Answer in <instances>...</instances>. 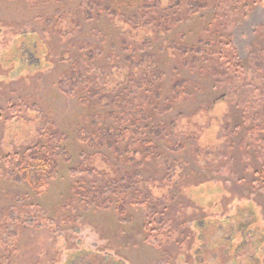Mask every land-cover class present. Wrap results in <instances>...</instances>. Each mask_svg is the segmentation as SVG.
I'll return each instance as SVG.
<instances>
[{
  "label": "rangeland",
  "instance_id": "rangeland-1",
  "mask_svg": "<svg viewBox=\"0 0 264 264\" xmlns=\"http://www.w3.org/2000/svg\"><path fill=\"white\" fill-rule=\"evenodd\" d=\"M193 3L0 0V264H264V0Z\"/></svg>",
  "mask_w": 264,
  "mask_h": 264
},
{
  "label": "trees",
  "instance_id": "trees-1",
  "mask_svg": "<svg viewBox=\"0 0 264 264\" xmlns=\"http://www.w3.org/2000/svg\"><path fill=\"white\" fill-rule=\"evenodd\" d=\"M194 1H195V3H193V6H195L196 8H199L200 7V1L203 2V0H200V1L194 0ZM205 1H208V0H205ZM182 51H183V54L184 55H189V54L195 53L198 56H200V55H202L204 53L203 50H201L199 48H193V49H191V48H188L185 45L182 46ZM215 55H216V53H215ZM174 86H175V89H174L175 95L180 96L183 93L188 94V91L185 90V83L184 82L182 83V81H181L180 83H176ZM123 209L119 208V210H118L119 216H122Z\"/></svg>",
  "mask_w": 264,
  "mask_h": 264
}]
</instances>
